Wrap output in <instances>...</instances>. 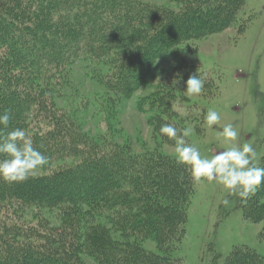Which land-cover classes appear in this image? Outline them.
<instances>
[{
  "label": "trees",
  "instance_id": "16d2710c",
  "mask_svg": "<svg viewBox=\"0 0 264 264\" xmlns=\"http://www.w3.org/2000/svg\"><path fill=\"white\" fill-rule=\"evenodd\" d=\"M244 8L245 0L179 9L140 0H0V115L11 114L0 134L22 128L49 158L24 182L0 180V264H182L174 253L195 193L190 168L92 137L58 102L69 98L82 60L115 111L120 98L147 85L160 59L239 25ZM161 88L146 98L164 107L150 119L158 133L175 116L177 99L174 89ZM235 198L247 220L264 221V184L246 202ZM146 241L160 253L145 249ZM225 264H264V257L235 246Z\"/></svg>",
  "mask_w": 264,
  "mask_h": 264
},
{
  "label": "rangeland",
  "instance_id": "374dc122",
  "mask_svg": "<svg viewBox=\"0 0 264 264\" xmlns=\"http://www.w3.org/2000/svg\"><path fill=\"white\" fill-rule=\"evenodd\" d=\"M140 1L179 9L197 0ZM240 18L239 25L222 33L173 49L156 63L149 82L132 99L120 98L114 114L106 101L110 94L91 79L92 69L82 60L73 67L74 87L69 98L58 103L76 113L83 130L92 137H108L129 146L135 154L161 152L177 159L175 141L156 132L150 122L164 107L158 103L152 107L146 101L158 86L164 87L161 90L166 86L177 95L171 109L175 116L166 117L178 135L191 128L186 141L198 147L202 156L210 158L228 146L218 137L223 125L231 123L239 131V143H251L255 148V164L260 167L264 156V0H245ZM249 19L246 29L240 30L242 21ZM193 74L202 79L204 87L198 96L187 97L180 83L186 84ZM209 109L221 115L220 124L212 129L204 123ZM225 198L230 201L228 206L221 203ZM143 246L160 253L154 241ZM235 246H247L264 257V221L247 220L235 196L215 182L196 183L186 236L175 257L182 259V264H225Z\"/></svg>",
  "mask_w": 264,
  "mask_h": 264
},
{
  "label": "clouds",
  "instance_id": "9594fccd",
  "mask_svg": "<svg viewBox=\"0 0 264 264\" xmlns=\"http://www.w3.org/2000/svg\"><path fill=\"white\" fill-rule=\"evenodd\" d=\"M202 79L196 74L190 75L186 81L185 95L198 96L203 90ZM11 121L10 111L0 115V125L7 128ZM221 115L209 109L204 123L209 129L219 125ZM159 131L162 135L175 141L174 151L177 162L190 168L194 183L202 180L215 182L230 196L246 202L256 195L264 184V167L255 164L256 150L251 143H239V131L233 124L223 125L220 142L228 145L223 151L209 157L202 156L198 147L186 141L191 128L186 127L178 135L176 127L164 123ZM49 158L33 147V142L22 128H15L7 135L0 134V180L7 183H21L47 166ZM224 206L230 204L229 199L221 201Z\"/></svg>",
  "mask_w": 264,
  "mask_h": 264
}]
</instances>
